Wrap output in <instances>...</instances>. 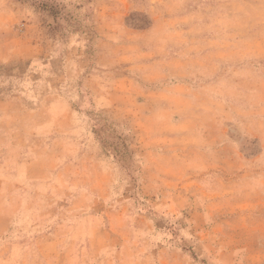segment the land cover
<instances>
[{
    "label": "rangeland",
    "instance_id": "1",
    "mask_svg": "<svg viewBox=\"0 0 264 264\" xmlns=\"http://www.w3.org/2000/svg\"><path fill=\"white\" fill-rule=\"evenodd\" d=\"M0 264H264V0H0Z\"/></svg>",
    "mask_w": 264,
    "mask_h": 264
}]
</instances>
